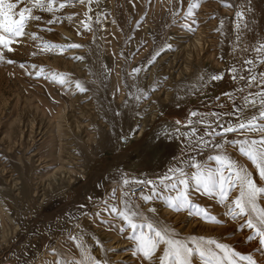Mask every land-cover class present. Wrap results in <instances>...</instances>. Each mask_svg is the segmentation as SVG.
I'll return each mask as SVG.
<instances>
[{"label":"rangeland","instance_id":"obj_1","mask_svg":"<svg viewBox=\"0 0 264 264\" xmlns=\"http://www.w3.org/2000/svg\"><path fill=\"white\" fill-rule=\"evenodd\" d=\"M61 2L64 0H54V7ZM188 3L189 0H100L99 7L95 3L91 5V31L80 27L87 5H81L79 0L55 13L34 10L33 14L39 15L41 20L29 21L25 31L36 33L38 38L32 39L30 35L20 38L12 46L14 51L6 53V59L15 63L0 62V264H43L45 261L55 264L61 259L78 260L80 253L69 238V231L73 235H82L86 245H94V234L107 250L109 264L120 261L123 264H149L142 256L131 254L132 242L127 239L129 231L121 235L120 221L105 214L102 219L111 221L109 227L100 224L99 220L93 222L91 215L82 216L79 223L84 226V231L81 233L66 217L69 212L79 215L84 211L78 210L79 205H87L85 210L89 213L98 211V205L90 202L88 197L100 200L113 188L116 189L115 203L119 205L120 181L125 175L155 178L162 174L173 163V157H179L181 141L173 140L170 144L165 141L152 152H147L144 145L166 125L174 124L176 119L184 121L190 109L218 110L216 104L226 103L227 98L216 101L215 97L239 86L225 75L222 81L210 87L191 91L200 74L224 72L234 61L240 62L241 53L233 52V21L237 10H244L252 21L249 26L256 29L254 34H245V43L254 46L257 41L264 40V0H199L200 7L194 17L197 23L192 24V28L205 25L207 35L211 36L208 39H217L213 41L216 54L211 55L202 68L192 60L190 74L196 70L197 77L191 82L183 81L181 88L172 85L168 99L163 100L162 91L152 98L155 91L150 90L158 86V79L162 78L159 75L161 66L164 68L165 63L157 65L159 72L154 81L147 83L144 77L148 61L156 52L161 53L167 43L174 46L173 37H177L178 30L183 34L186 32L185 35L194 32L195 29L186 31L173 23L184 22ZM226 3L233 7L225 6ZM249 4L254 9V19L253 14L247 12ZM96 12L101 13L100 24L95 23ZM174 12L179 14L174 16ZM68 15H73L74 19H65ZM57 17L59 19H55ZM52 19L55 22L48 24L47 21ZM221 19L224 21L223 34L217 30ZM45 42L64 45L66 50H42ZM69 43L82 47L67 49ZM252 55L249 52L244 57ZM31 65H35V69ZM136 67L146 71L133 76L132 70ZM41 68L44 73L36 77L35 72ZM197 69L201 71L198 73ZM257 71L264 72V64L259 65ZM52 73L64 74L69 83L62 86L53 82ZM183 77L186 80L189 74L183 73ZM77 81L89 89L78 99ZM137 86L149 91L148 99L139 104L135 99L129 100V92L135 97ZM145 101L156 106L157 115L143 133L135 137L136 133L133 136L131 130L140 124L141 117L148 116V109L143 106ZM85 104H89L90 109L81 117L80 109ZM117 111L121 113L119 116L115 115ZM136 120H139L137 124ZM78 123L80 130L75 126ZM125 136L129 139L122 142L121 138ZM64 138H68L69 147H64L67 145ZM232 138L229 134V139ZM226 151L240 165L255 173V168L237 149L228 146ZM209 154L214 153L205 152L200 158L206 159ZM236 195V191L231 194L232 198ZM193 199L208 207L223 223H206L195 215L189 217L185 211H172L160 200L146 204L138 196L134 203L140 204L141 210L148 215L152 214L147 213V209L155 207L158 210L155 218L173 226L181 237H215L222 243L235 245L241 253H249L257 247L256 242L244 243L248 231H237L238 225L226 218L224 209L213 200L195 192ZM162 252L163 245L156 253L155 264H159L158 257ZM92 255L104 258L99 247L94 248ZM254 258L264 264V258L259 255Z\"/></svg>","mask_w":264,"mask_h":264},{"label":"snow or ice","instance_id":"obj_2","mask_svg":"<svg viewBox=\"0 0 264 264\" xmlns=\"http://www.w3.org/2000/svg\"><path fill=\"white\" fill-rule=\"evenodd\" d=\"M74 2L75 0H64L58 7H54V0H0V62L15 63L11 59H6V53L14 51L12 46L17 44L20 38L26 35H30L32 39L38 38L36 33L25 31L29 21L41 20L39 15L33 14L34 10L55 13L66 6H72ZM79 3L87 5V10L84 12L85 19L79 22L80 27L85 31H91L93 20L90 15L93 12L91 5L95 3L99 7L100 0H79ZM22 4L26 6H21ZM225 6L233 7L230 3H226ZM199 7V0H189L183 17L184 22L173 21L174 25L179 24L182 29L193 31L192 24L197 23L194 18L195 11ZM247 12L252 13L254 19V9L251 4L248 5ZM178 14V12L173 13L174 16ZM100 17L101 13L96 12L95 23H101ZM64 18L72 21L74 16L68 15ZM55 19L48 20L47 23L52 24ZM250 23L252 21L246 17L244 10L235 12L233 52L241 53L240 62L234 61L224 72L200 74L196 87L191 90L196 92L210 87L228 75L233 83L239 86L215 97L216 101L226 97L227 102L217 103L215 107L218 110L190 109L184 121L176 119L174 124L166 125L149 144L144 145V149L152 152L159 149L165 141L170 144L173 140L179 139L182 144L179 157H173V163L155 178L125 175L120 181L119 205L115 203V188L100 200L94 201V198L89 196V201L97 204L99 210L89 213L85 210L87 205H79L78 210L84 211H80L79 215L69 212L66 217L73 228L83 233L84 226L79 221L82 216L88 215L92 216L93 222L99 220L100 224L111 227V221L102 219L107 214L113 220L120 221L121 235L129 231L127 239L132 242L131 254L142 256L149 264H155V256L161 245H163V252L158 257L159 264H194L196 260L199 264H261V261L254 257L259 255L264 258V204L261 203L264 201V72L257 71L258 66L264 64V40L257 41L254 46L245 43V34L256 32L254 27L249 26ZM41 30L50 31V29ZM217 30L224 33L223 19L220 20ZM80 47L82 45L76 43L66 45L67 49ZM164 47L171 48L172 45L167 43ZM57 48L61 52L66 50L64 45L47 42L42 44V50L45 51ZM249 52L253 55L245 58L244 54ZM159 55L160 52H156L148 61V65L151 66ZM74 59L82 60L83 57H74ZM20 67L25 68V65L20 64ZM30 67L35 69L36 66ZM44 71L43 68L36 71V77H40ZM141 71L146 69L136 67L132 70V75L138 76ZM45 78L49 77L45 76ZM50 78L62 86L69 83L64 74L52 73ZM75 88L81 93L89 91L79 81L75 83ZM156 90V86H153L150 91ZM184 91L189 90L184 89ZM148 97L149 91L138 86L135 97L129 92V100L135 99L137 104ZM229 105L230 110H228ZM249 112L252 114L248 115ZM120 114L119 111L115 113L117 116ZM182 128L187 131H181ZM137 132H139V125L131 130V134L134 136ZM229 134H232L234 138L229 139ZM217 138H220L219 141ZM128 139L127 136L121 138L122 142ZM228 146L237 149L238 153L255 168V173L233 159L226 151ZM205 152L214 154L201 159ZM141 186L145 191L140 190ZM233 191L238 192L235 198L231 196ZM194 192L213 200L216 205L222 207L223 215L238 225L237 231H248L249 234L244 243L256 242L257 247L249 253H241L235 249V245L222 243L215 237L206 238L195 235L181 237L173 226L161 223L155 218L158 211L155 207L147 209V213L152 214L148 215L141 210L140 204L134 203V194L139 193L146 204L160 200L172 211H185L189 217L195 215L206 223H223L208 207L195 203ZM68 236L76 244L80 259H61L55 264H109L106 258L107 250L94 234L92 235L94 245H86L82 235H73L71 231L68 232ZM95 247L100 248L104 258H96L92 255ZM43 264H49V262L45 261ZM117 264H123V262L120 261Z\"/></svg>","mask_w":264,"mask_h":264},{"label":"bare ground","instance_id":"obj_3","mask_svg":"<svg viewBox=\"0 0 264 264\" xmlns=\"http://www.w3.org/2000/svg\"><path fill=\"white\" fill-rule=\"evenodd\" d=\"M200 12H201V10H200ZM203 14H205V13H203ZM202 23H204V22H202ZM197 26H195L196 28L195 27L193 28V29H195L193 33L189 32L191 34L189 35L188 39H184V40H183V38L185 36H187L189 33L187 35H185L186 32L183 34L182 32H180L178 30L177 31L178 35H176L177 37H173V41L174 40L175 41L172 44L174 46L172 48H165L163 51H161V53H160L161 56H160L159 61H157V63L154 66H151V67L149 66L147 68V74L144 77V79H146L147 83H149V82L154 81V78L156 77V73L159 72L157 70V68H158L157 65L160 64V63H165L164 68H163V66H161L162 69L161 70L159 69L160 70L159 75L162 78L158 79L159 83L157 82L158 83L157 84L158 86L156 87L157 90L155 92H153L152 98L154 96L158 95V93L160 91H162L163 92V94H162L163 100L168 99L170 97V95H171V92H172V88H173V87H171L172 85L177 86V88L178 87L181 88L183 86V83H182L183 81H185V82L186 81H190L191 82L192 80H194L195 77H197V75L194 74L196 70L195 71L193 70L194 73L190 74V70L193 68L191 66V61L192 60L197 61L199 66L202 68L204 66L205 61L207 59H209L211 57V55L216 54L215 51H217V49L215 48V44H213V41H215L217 39H215V40L211 39V41H210V39H208V38H210L211 36L209 37L207 35L208 34V32H207L208 29H206L207 31L205 30V28H206L205 25L204 26L200 25V27H197ZM207 26H209V25H207ZM182 31L184 32V30H182ZM211 32L213 33V31H211ZM212 38H214V37H212ZM171 41H172V39H171ZM213 46H214V48H213ZM170 57H171V59H169ZM168 59H169V61H168ZM163 60H164V62H162ZM199 71H201V70H199ZM199 71L197 69L198 73H199ZM183 73H188L189 74V77H188L189 79L186 78V80H184L185 77H183ZM76 95H77V99H78V98H81L84 95V93L77 92ZM143 106L145 107V109H148V116H146L145 118L141 117L142 121L140 122V124H137L139 120L135 121L136 124L139 125V132L136 133L135 137H139L143 133L144 129L146 128V125L148 123L152 122L155 119L156 115H157L156 106L153 103H151L149 101H145ZM89 109H90L89 108V104L83 105V108L80 109L81 110L80 111V116L82 117L85 114V112L87 113L89 111ZM70 124H71V126H73L74 123L70 122ZM65 126H62V127L65 128ZM75 126H77L78 129L80 128L79 123L77 125H75ZM67 139L65 140V138H64V141L67 142V145H64V147L65 146H68V147L70 146V145H68L70 142H68ZM70 155H71V153H70ZM13 184L14 185L16 184L15 180H13Z\"/></svg>","mask_w":264,"mask_h":264},{"label":"built area","instance_id":"obj_4","mask_svg":"<svg viewBox=\"0 0 264 264\" xmlns=\"http://www.w3.org/2000/svg\"><path fill=\"white\" fill-rule=\"evenodd\" d=\"M140 190H141V191H145V189H144L143 186H141ZM138 196H139V193H135V194H134V198H136V197H138Z\"/></svg>","mask_w":264,"mask_h":264}]
</instances>
